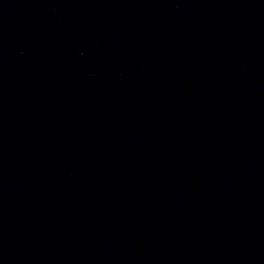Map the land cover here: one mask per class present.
Returning a JSON list of instances; mask_svg holds the SVG:
<instances>
[{
	"label": "water",
	"instance_id": "obj_1",
	"mask_svg": "<svg viewBox=\"0 0 264 264\" xmlns=\"http://www.w3.org/2000/svg\"><path fill=\"white\" fill-rule=\"evenodd\" d=\"M0 264H264V0H0Z\"/></svg>",
	"mask_w": 264,
	"mask_h": 264
}]
</instances>
